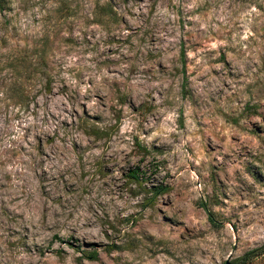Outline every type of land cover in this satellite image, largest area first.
I'll list each match as a JSON object with an SVG mask.
<instances>
[{
  "label": "rangeland",
  "instance_id": "obj_1",
  "mask_svg": "<svg viewBox=\"0 0 264 264\" xmlns=\"http://www.w3.org/2000/svg\"><path fill=\"white\" fill-rule=\"evenodd\" d=\"M1 5L0 264L264 244V0ZM153 185L170 189L145 207Z\"/></svg>",
  "mask_w": 264,
  "mask_h": 264
},
{
  "label": "trees",
  "instance_id": "obj_2",
  "mask_svg": "<svg viewBox=\"0 0 264 264\" xmlns=\"http://www.w3.org/2000/svg\"><path fill=\"white\" fill-rule=\"evenodd\" d=\"M2 0H0V4H1ZM2 8V5L0 6V9ZM138 171L137 170H134L130 173V177L132 179H134L135 181H138L139 180V177H138ZM170 187L168 185H153L151 186L148 190H147V193H148V197H146L144 199V203H143V206L145 207H150L154 204L155 200L157 199V197L159 195H162V194H165L169 191ZM210 220L213 221V218L212 216L210 215ZM111 248H117L116 246H113ZM111 248L108 246L106 251H110ZM264 254V244L258 248H255V249H252L250 251H247L245 252L244 254H242L241 256L233 259L232 261L230 262H225L224 264H249L254 258L260 256ZM97 251H92L90 253H88V258H91V259H95L97 258Z\"/></svg>",
  "mask_w": 264,
  "mask_h": 264
}]
</instances>
